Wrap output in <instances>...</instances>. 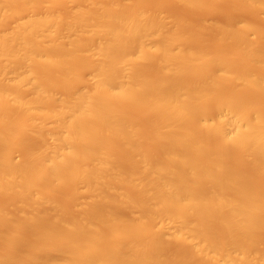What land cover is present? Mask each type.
Here are the masks:
<instances>
[{
	"label": "bare ground",
	"instance_id": "obj_1",
	"mask_svg": "<svg viewBox=\"0 0 264 264\" xmlns=\"http://www.w3.org/2000/svg\"><path fill=\"white\" fill-rule=\"evenodd\" d=\"M0 264H264V0H0Z\"/></svg>",
	"mask_w": 264,
	"mask_h": 264
}]
</instances>
